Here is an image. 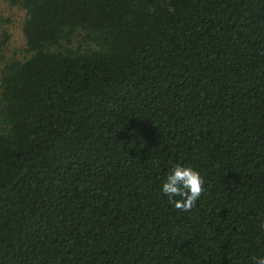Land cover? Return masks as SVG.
<instances>
[{"label":"trees","instance_id":"trees-1","mask_svg":"<svg viewBox=\"0 0 264 264\" xmlns=\"http://www.w3.org/2000/svg\"><path fill=\"white\" fill-rule=\"evenodd\" d=\"M0 264H250L264 255V0H6ZM205 183L160 192L174 163Z\"/></svg>","mask_w":264,"mask_h":264},{"label":"clouds","instance_id":"clouds-1","mask_svg":"<svg viewBox=\"0 0 264 264\" xmlns=\"http://www.w3.org/2000/svg\"><path fill=\"white\" fill-rule=\"evenodd\" d=\"M205 180L198 170L184 163L171 165L160 192L181 211H190L200 199ZM250 264H264V255L251 257Z\"/></svg>","mask_w":264,"mask_h":264},{"label":"rangeland","instance_id":"rangeland-1","mask_svg":"<svg viewBox=\"0 0 264 264\" xmlns=\"http://www.w3.org/2000/svg\"><path fill=\"white\" fill-rule=\"evenodd\" d=\"M26 10L19 5H11L6 0H0V34L6 32L9 42L4 49V60L11 58L23 59L26 52V40L23 34V22ZM4 62L0 63V70Z\"/></svg>","mask_w":264,"mask_h":264}]
</instances>
